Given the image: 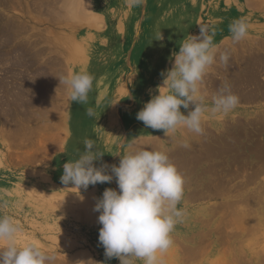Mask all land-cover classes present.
<instances>
[{
	"label": "rangeland",
	"instance_id": "1",
	"mask_svg": "<svg viewBox=\"0 0 264 264\" xmlns=\"http://www.w3.org/2000/svg\"><path fill=\"white\" fill-rule=\"evenodd\" d=\"M14 1H5L7 2L6 4H3V1L0 3V14L3 13L0 15V48L1 51L6 53L4 57L0 55V61L2 62H0V115H3L1 117L4 122L12 123V131H16L17 133L15 140H12L13 144L10 148L12 153L20 154L24 152L29 156L38 153L43 156V172L40 173L42 176L29 174L22 177L12 172L11 174L6 173L4 177V180H7L5 183L9 186L10 191H8V194L7 192L0 194V204L6 205V207L0 209V214L10 216L22 229L19 234V243H36L42 251L53 257L51 264H76L79 260L87 261L90 258L101 262V264H121L118 258L106 259L104 255L105 250L99 242V230L102 227L98 223V216L100 214L93 210V206L95 207L97 200L102 197L105 189L112 188L117 191L119 190L115 178L111 182L90 185L87 190L83 188L80 190L74 188L73 190V185H64L61 182L63 165L68 161L78 159L84 150L83 140L86 139L80 136V134L77 136L78 139L75 138L76 136L70 125L78 123L75 117L79 118L78 120L81 122L88 115L79 110L78 103L72 102L69 99L65 86L60 85L59 77L70 73L75 74L74 68L78 61L83 60L84 50L88 56L87 66H89V63H95L97 67H99L100 50H107L109 55L113 53L112 60L114 61V66L123 65L121 61L123 57L129 62L126 61L125 63L124 74H89L93 78L92 88L107 89L112 104L111 108L109 107V111H107L109 109L107 107H103V110L100 112L94 109L96 114L93 119L97 124L96 129L92 132L93 136L90 135V137H93L90 140L95 145L94 149L104 154L101 160L95 162L97 167L107 164L109 165L108 171L110 172V166L113 164L118 165L120 156L128 150L129 146H132L134 148L166 152L185 177V172L181 168L182 161L180 160L186 156L188 148L180 146L181 140L190 141L191 143L193 141L196 142L194 144L195 150L204 153L210 148L212 142L215 141L217 143V138L220 137L221 140H225V135L229 133V136H232L233 133L238 136V133L243 132V126L245 125L248 127L247 131L251 132V134L249 133L251 137L242 135L243 137L240 138L241 140L238 142V145L241 146L239 147V151H233V154L230 152L229 156L227 155V159L230 161L228 168L233 175L229 174L226 180H224V175H222L221 180L224 183L221 184V187H218L219 189L216 191L208 190L210 187L208 185L205 186L208 191L205 190L206 188L203 189V186H199V189H197L199 191H196L193 190L194 187L185 183L184 196L178 205V208L183 210L184 216L182 222L177 223L171 234L173 241L171 247L165 253L157 254L162 264H228L230 262V264H264V235L251 236L245 233L240 234V232L237 234L227 232H233L232 229L236 225L233 224L231 225L232 227L230 225L228 227V224H232L229 221L234 213L231 214L232 216L229 213V215L225 213L226 209L228 212L229 206H237L244 210L246 206L251 205V207H247V210H250V213H253L255 210L253 214L259 213L264 218V169L257 172H261L260 174L257 175L256 173L254 175L258 177L256 179L254 176H249L251 172L256 170V167L249 165L248 162L245 168L240 163L242 155L245 154L244 151L246 152L248 148L253 151L255 150L254 152L257 149H261L258 155L263 154L262 157L260 156L262 159L260 164H264V90L262 97L254 101L251 99L244 100V98H241L242 95L236 94L240 97L239 104L234 110L227 114L213 113L211 111L213 95L225 83L232 80L229 78L230 74H225L227 72L226 69L230 65L228 64L225 67L217 63L208 70L214 74H206L204 77L206 82L205 84L203 82L201 84V93L205 96V104L208 105V110L204 113L203 117V127L205 129L203 135H195L186 129H180L174 134H169V137H167L162 130L146 128L143 122L136 118V112H139L144 107V104L152 98V95L158 94L157 88L158 86H162L164 79L161 73L171 69L173 66V53L179 51V47L184 39L191 35H199L201 26H205L215 33L214 43L219 48L221 47L220 45L225 43L224 45H227V47L233 45L240 49L243 47L241 45L243 41L246 43L247 40L249 44H255L257 50L260 51L258 54L264 56V0H253L255 4H248L249 6L245 4V0H154V16L148 11L149 0H145L144 3L139 5L135 4L134 0H81V2L79 0L80 6L85 7V10L82 11L83 16L82 14L80 15L84 21H80L79 16L73 20L69 15L66 16V14H62L63 17L60 21L61 17L59 18L57 15L50 16L51 13H47L49 10L46 9L42 0ZM53 1L47 0L50 6L55 5ZM86 1L88 8L85 6ZM48 3L47 6H49ZM58 4L55 6L58 7ZM162 5L164 6L162 7ZM49 8L51 9V7ZM164 11L168 12V14L163 13ZM37 14H39V17ZM34 16L37 17L34 18ZM53 16L58 18L55 19ZM66 17L68 21H65L67 20ZM84 17H88L87 20ZM150 18H152V21L149 20ZM63 19L64 22H62ZM239 19H244L248 24V35L242 42L235 45L230 39L229 26ZM86 21L89 23L85 24ZM65 22L68 25H62ZM181 22H184V31L182 32L178 30L179 26L182 25ZM177 24L178 29L175 31ZM7 25L10 28H14L9 30L11 32V39L10 42L6 41L7 44H1L3 43L2 40L5 39V35L3 34H6L2 30L6 29ZM171 26L173 27L172 30ZM149 28H151L150 33H153L156 44V74L151 75L150 78L154 76L155 80H151V88L147 91L145 89L147 74H145L144 78L143 74H129L127 72L128 69L130 71L132 65L131 46L123 47L122 51V46L119 44H122V39L127 40L126 43L129 45L137 42L139 39H146ZM49 31H54V33ZM51 34L55 35L51 37ZM52 41L54 42L53 44ZM74 44L79 47H75ZM79 48L80 50H78ZM243 48H241V51ZM77 57L78 59H76ZM14 64H16L15 67ZM80 64L82 68H77L76 72L81 69L84 70L85 67L83 66L85 62L82 61ZM233 65L236 66L238 63L234 61ZM231 69H233V66ZM11 70L12 72H10ZM234 75L236 74H231V76ZM209 79H212V81ZM259 80L261 83H264V71L260 74ZM206 83L212 85L209 87ZM8 88H10V91L7 90ZM137 93L141 96L138 97ZM7 102L9 103L8 105L5 104ZM3 107L4 109H2ZM193 108L194 105L190 106V109L181 107V111L187 115L188 111ZM1 109L3 114L1 113ZM7 109L9 110L8 113L5 112ZM110 118L116 120L115 127L108 126L110 120H113ZM115 120L113 121L115 122ZM254 126L258 128V131L262 127L260 129L262 133L261 131V134L256 131L257 128ZM226 127H230V129H226ZM152 140L156 141L154 148L150 146ZM253 142L255 143L253 144ZM136 143L139 144L137 145ZM261 143L263 146H261ZM236 153L238 154L233 156ZM177 157L182 159L179 158L177 160ZM234 157L237 158V161L239 160L240 165L238 162L234 163ZM194 165L196 169L193 170L192 174L194 175L195 172L199 171L197 173L199 179L203 177L205 180L204 174L208 172L205 168L206 163L198 162ZM216 168L221 170L219 166ZM243 169L244 174L247 173L248 175L242 174L243 172L240 170ZM217 174L219 173L217 172ZM210 176L208 173L207 177L211 180L215 179V177L218 178L219 175ZM18 185H22L21 188ZM243 186H246V188ZM259 186H261L260 189ZM194 192L198 193L197 197H194ZM190 194H192L193 199L188 198ZM253 194L255 195L252 196ZM218 195L220 196L218 197ZM41 196L42 198L45 197L47 202L46 200L43 202ZM57 197L60 201L62 200L60 204L59 202L57 203ZM257 197L260 198V201L259 199L257 201ZM52 198L56 201H53L55 207L48 206L49 204L52 205ZM81 199H85L87 203L81 201ZM64 201L66 202L62 203ZM232 202L235 204L231 205ZM257 203L258 205H256ZM61 204L65 206V209H63L64 206ZM57 205H60L59 209ZM211 209L213 211H209ZM79 212L82 219L80 216H78L79 218L77 217ZM221 214L224 220L220 218ZM209 215L212 216L210 217ZM220 219L224 223L222 221L220 223ZM226 219L229 220L227 221ZM207 220H209V223ZM223 228L224 230H222ZM219 231L227 232L228 236L226 233L224 235V233ZM60 234L63 235L61 236ZM202 234L206 235L203 236ZM196 250H200L201 255H198L195 252ZM134 264H142V262L135 261Z\"/></svg>",
	"mask_w": 264,
	"mask_h": 264
},
{
	"label": "clouds",
	"instance_id": "2",
	"mask_svg": "<svg viewBox=\"0 0 264 264\" xmlns=\"http://www.w3.org/2000/svg\"><path fill=\"white\" fill-rule=\"evenodd\" d=\"M145 0H134L139 5ZM233 44L248 35V24L244 19L229 26ZM214 32L201 26L199 35L183 40L179 51L173 53V66L161 75L162 86L158 94L144 104L137 113V120L146 128L162 130L169 137L180 129L195 135H203L204 113L208 110L201 84L208 70L214 64L227 67L230 60L228 50L219 51L214 43ZM72 102L86 104L93 78L87 73L67 74L59 77ZM166 89V90H162ZM239 104V97L230 86L224 84L213 95L211 111L227 114ZM189 110L187 115L181 111ZM94 117L92 108L86 110ZM84 150L75 161L63 165L61 182L73 185L75 189L87 190L90 185L111 182L114 178L116 189L107 188L95 204L99 212V242L104 248L107 260L118 258L121 264H162L158 253H165L172 245L171 234L182 222L184 212L178 208L185 191V177L171 161L169 155L160 150H149L129 146L120 156L119 164L96 166L103 153L94 149L90 139L83 141ZM180 146L190 144L180 141ZM82 198V197H81ZM6 207L0 204V209ZM22 229L8 215L0 214V264H51L53 257L34 242L19 243ZM76 264H101L93 259L79 260Z\"/></svg>",
	"mask_w": 264,
	"mask_h": 264
},
{
	"label": "bare ground",
	"instance_id": "3",
	"mask_svg": "<svg viewBox=\"0 0 264 264\" xmlns=\"http://www.w3.org/2000/svg\"><path fill=\"white\" fill-rule=\"evenodd\" d=\"M4 2L3 4H6L7 2H5V1H9V0H0V3L1 2ZM15 1H17V0H15ZM14 1V2H15ZM38 1V0H37ZM52 1V0H51ZM153 1L154 0H149V3H148V11L150 12V14L152 15V16H154L155 15V12H154V7L155 6H153ZM165 1H168V0H165ZM172 1H174V0H172ZM42 2H44V5H45V7H46V9L47 10H53L52 8L50 9L49 7H50V4L47 2V0H42ZM50 2V1H49ZM54 2V4L55 5H57L58 3V5L59 6H61L60 7V12H56V13H53V12H55V10L54 11H51L52 12V14L50 15V16H52V15H57V16H59V18H60V21H61V19H62V17H63V13L64 12H66V13H64V14H66V16H70L73 20H75V18L77 17V16H79V18L81 19L82 18V16H83V14H82V11H84L85 10V7L83 8V6H80V2H81V0H80V2H79V0H54L53 1ZM52 2V3H53ZM245 2V4L246 5H248V4H253L254 2H253V0H245L244 1ZM13 3V2H12ZM47 3L49 4V6H47ZM51 3V2H50ZM83 3H84V1H83ZM86 4H85V6L87 7V1L85 2ZM43 4V3H42ZM62 4V5H61ZM255 4V3H254ZM253 4V5H254ZM1 5V4H0ZM42 6V5H41ZM58 6V7H59ZM164 5H162V7H163ZM249 6V5H248ZM43 7V6H42ZM54 8H56L55 6H53ZM57 7V8H58ZM81 7V8H80ZM251 7V6H250ZM88 8V7H87ZM157 8V7H156ZM176 8H179V7H176ZM175 8V9H176ZM44 9V8H43ZM59 9V8H58ZM157 9H160V8H157ZM113 10V9H112ZM45 11V10H44ZM135 11V10H134ZM139 11V10H138ZM33 12V11H32ZM35 12H37V11H35ZM46 12V11H45ZM51 12H49V13H51ZM148 12V13H149ZM6 13V12H5ZM93 13V12H92ZM163 13H166V14H168V12H166V11H164ZM1 14H3V13H1ZM0 14V15H1ZM43 14V13H42ZM82 14V16H80ZM30 15V14H29ZM35 15V14H34ZM87 15V14H86ZM93 15V14H92ZM91 15V16H92ZM149 15V14H148ZM32 16V15H31ZM37 16L39 17V14H37ZM37 16H34V18H36ZM65 16V15H64ZM85 16V15H84ZM55 19L56 18H58V17H56V16H53ZM69 17V18H70ZM130 17V16H129ZM32 18H33V16H32ZM41 18V17H40ZM42 18H43V15H42ZM86 17H84V19H85ZM88 18V17H87ZM87 18L85 19V20H87ZM132 18V17H131ZM139 18V17H138ZM175 18H176V16H175ZM39 19V18H38ZM51 19V18H50ZM66 19L67 20H65V21H68V18L66 17ZM101 19H102V17H101ZM10 20V19H9ZM35 20V19H34ZM71 20V19H70ZM150 21H152V18H150L149 19ZM40 21V20H39ZM52 21H53V19H52ZM55 22H56V20H54ZM77 21H79V20H77ZM80 21H84L83 19H81ZM107 21V20H106ZM120 21V20H119ZM140 21V20H139ZM150 21H148V22H150ZM21 22V21H20ZM38 22V21H37ZM62 22H64V19H63V21ZM12 23V22H11ZM57 23V22H56ZM60 23V22H59ZM70 23V22H69ZM87 23H89L88 21H86V23L85 24H87ZM140 24V23H139ZM180 24V23H179ZM181 24L182 25H180L179 26V29H178V24H177V26L175 27V31L178 29L179 31H184V29H183V25H184V22H181ZM9 26H12V25H10V24H8ZM6 26V29L4 28V30H2V32L4 31V32H6V34H3V33H1V34H3V35H5V39H3L2 41H3V43H1V44H5L6 43V41L7 42H10V39H11V32H9V30L11 29H14V28H10L9 26ZM21 25V24H20ZM62 25H68V23L67 22H65L64 24H62ZM175 25V24H174ZM174 25H172L173 27H174ZM14 26V25H13ZM16 26V25H15ZM134 26V25H133ZM171 26V30L173 29V27ZM22 27V26H21ZM104 27V26H103ZM147 27V26H146ZM151 27V26H150ZM102 28V27H101ZM121 28H122V26H121ZM17 29V28H16ZM151 28H149L148 29V31L150 30ZM186 29V28H185ZM7 30V31H6ZM61 30V29H60ZM189 30H191V29H189ZM145 31V30H144ZM147 31V32H148ZM1 32V31H0ZM49 32H51V31H49ZM63 32V31H62ZM61 32V33H62ZM51 33H54V31L53 32H51ZM106 33V32H105ZM50 34V33H49ZM64 34V33H63ZM14 35V34H13ZM52 35V34H51ZM55 35V34H54ZM54 35H52L51 37H53ZM146 35V34H145ZM188 35V34H187ZM58 36H60V35H58ZM57 36V37H58ZM62 36V35H61ZM50 37V38H51ZM126 37V36H125ZM137 37V36H136ZM228 37V36H227ZM59 38V37H58ZM40 39H42V38H40ZM49 39V38H48ZM140 40V39H139ZM152 40V39H151ZM56 41H57V39H56ZM56 41L54 40V42L56 43ZM76 41V40H75ZM126 41L127 40H123L122 39V44H119V45H126L127 43H126ZM227 41V40H226ZM12 42V41H11ZM14 42V41H13ZM53 41H52V44L54 43ZM242 42V41H241ZM72 43V42H71ZM78 43V42H77ZM146 43H148V42H146ZM145 43V44H146ZM7 44V43H6ZM12 44V43H11ZM223 44V43H222ZM225 44V43H224ZM220 45L221 47L219 48V46H217L218 47V50L219 51H224V50H228L229 52H230V60H229V65L231 66V68H232V66H233V69H231L230 68V66H229V68H227L226 70H227V72L225 73V74H230V76H229V78H231L232 80L230 81V82H227V83H225V84H227V85H229L230 86V89H231V91L232 92H237V93H235V94H237V95H242L241 96V98H244V100L245 99H247V100H255V99H257V98H260V97H262V92H263V90H264V83H261L260 82V80H259V76H260V74L264 71V56H262V55H260V54H258L260 51H258L257 50V47H255V44H249L248 42H247V40H246V43H244V41H243V43L241 44L243 47H241V48H243V50L241 51V48L240 49H238V47H237V49H236V47L235 46H228L227 47V45L225 46V45ZM51 45V44H50ZM75 45V44H74ZM80 45V44H79ZM235 45H237V44H235ZM57 46V45H56ZM152 46V45H151ZM239 46V45H238ZM3 47V46H2ZM75 47H79V46H77V45H75ZM230 47V48H229ZM240 47V46H239ZM53 48V47H52ZM55 48V47H54ZM20 49V48H19ZM22 49V48H21ZM59 49V48H58ZM133 49V48H132ZM154 49V48H153ZM167 49V48H166ZM259 49V48H258ZM67 50H68V48H67ZM67 50H65V51H67ZM75 50H77V48H75ZM78 50H80V48L78 49ZM120 50V49H119ZM238 50H240V51H238ZM259 50H261V49H259ZM16 51V50H15ZM138 51V50H137ZM168 51H169V49H168ZM18 52V51H17ZM68 52V51H67ZM79 52V51H78ZM77 52V53H78ZM19 53V52H18ZM119 53V52H118ZM0 55L2 56V57H4L5 55H6V53H4L3 51H1V48H0ZM8 55V54H7ZM24 55V54H23ZM38 55V54H37ZM54 55V54H53ZM71 55H72V53H71ZM22 56V55H21ZM20 56V57H21ZM110 56H112V59H113V53L110 55ZM166 56V55H165ZM17 57V56H16ZM27 57V56H26ZM25 57V58H26ZM169 57V56H168ZM15 58V57H14ZM119 58V57H118ZM117 58V59H118ZM18 59V58H17ZM23 59H24V57H23ZM22 59V60H23ZM76 59H78V57L76 58ZM112 59H110V58H108V61L110 62V65H113L114 66V61L112 60ZM133 59V58H132ZM153 59V58H152ZM167 59V58H166ZM146 60V59H145ZM163 60V59H162ZM12 61H13V59H12ZM82 61H84L85 62V64H84V66L83 67H85L86 65H87V61H88V56H87V52L84 50V55H83V60H80V61H78L77 62V64H76V66H75V72H76V69L77 68H82L81 66V62ZM166 61V60H165ZM164 61V62H165ZM234 61L235 62H237L238 63V65H233L234 64ZM1 62V61H0ZM14 63H15V61H13ZM21 62H23V61H21ZM127 62H129V61H127ZM2 63V62H1ZM55 63V62H54ZM17 64V63H16ZM16 64H14V67H15V65ZM20 64V63H19ZM90 64V63H89ZM129 64V63H128ZM163 64V63H162ZM228 66V65H227ZM21 67V66H20ZM116 66H114V68H115ZM19 68V67H18ZM117 68V67H116ZM138 67H136V69H137ZM11 69H12V67H11ZM85 69V68H84ZM132 69V68H131ZM143 69V68H142ZM105 70V69H104ZM116 71V70H115ZM114 71V72H115ZM219 71V70H218ZM223 71V70H222ZM221 71V72H222ZM6 72V71H5ZM7 72H8V69H7ZM10 72H12V70L10 71ZM15 72H17V71H15ZM78 72H80V73H83L84 72V70H79V71H77L76 73H78ZM106 72H109V71H106ZM105 72V73H106ZM114 72H112V73H114ZM209 72V71H208ZM9 73V72H8ZM14 73V72H13ZM115 73H117V72H115ZM156 73V72H155ZM223 73H224V71H223ZM98 74V73H97ZM213 74V73H212ZM231 74H236V75H234V76H231ZM92 76V75H91ZM97 76V75H96ZM95 76V77H96ZM211 76V75H210ZM105 77V76H104ZM154 77V76H153ZM212 77H214V76H212ZM211 77V78H212ZM233 77V78H232ZM112 78V77H111ZM110 78V79H111ZM213 79V78H212ZM212 79L210 80V81H212ZM4 80V79H3ZM108 80V79H107ZM113 81V80H112ZM115 82V81H114ZM205 82H206V79L204 78L203 79V84H205ZM208 83H209V81H207ZM226 82V81H225ZM8 83V82H7ZM207 84V83H206ZM209 87H210V85H212V84H207ZM206 85V86H207ZM111 87V86H110ZM112 87H113V85H112ZM119 87V86H118ZM212 87V86H211ZM2 88V87H1ZM4 88H5V86H4ZM102 88V87H101ZM143 88V87H142ZM10 88H8L7 90L8 91H10L9 90ZM6 90V89H5ZM6 90V91H7ZM4 91V90H3ZM13 91V90H12ZM8 93V92H7ZM16 93V92H15ZM38 93V92H37ZM215 93V92H214ZM0 94H1V92H0ZM5 94H6V92H5ZM138 94V93H137ZM139 95V94H138ZM2 96H3V94H2ZM10 96V95H9ZM8 96V97H9ZM17 96V95H16ZM111 96V95H110ZM141 96V95H140ZM240 97V96H239ZM0 98H1V95H0ZM8 99V98H7ZM1 100V99H0ZM4 100H5V97H4ZM3 100V101H4ZM243 100V101H244ZM3 101H1V102H3ZM6 101V100H5ZM10 101V100H9ZM5 104H9L8 102L7 103H5ZM111 106H112V104H111V98H109V93H108V90L107 89H98V88H91V90H90V92L88 93V101H87V103L86 104H80V103H78V107H79V110L82 112V113H85L86 114V110L88 109V108H92L93 109V111H94V109L97 111V112H100V111H102L103 110V107H107V108H111ZM110 108L107 110V111H109L110 110ZM2 109H4V107L2 108ZM2 109H1V113L3 114V112H2ZM136 111H138V110H136ZM5 112H9V110L7 109V111L5 110ZM4 112V113H5ZM77 113V112H76ZM136 113H138V112H136ZM96 114V113H95ZM134 114H135V112H134ZM1 116H3V115H0V121H3V118L1 117ZM5 118H6V116H5ZM94 117H89V116H87L85 119H83L81 122L78 120L79 118H76L75 117V120L76 121H78V123H74V124H72V125H70L71 126V129L74 131L73 133H74V135L76 136L75 138H77L78 139V137L77 136H79L78 134H80V136H82L83 138H86V139H91V138H93L92 136V132H93V130L94 129H96V122L94 121V119H93ZM96 118V117H95ZM107 118V117H106ZM110 119H113V120H115L114 118H110ZM113 120H110V124H108V126L110 125V126H112V127H115L116 126V120H115V122L113 121ZM4 122V121H3ZM6 122V121H5ZM240 122V121H239ZM238 122V123H239ZM252 122V121H251ZM253 123H255V122H253ZM241 124H242V121H241ZM251 126H253L251 123H249ZM239 125H240V123H239ZM243 125V124H242ZM250 125H248V126H250ZM57 126V125H56ZM109 126V127H110ZM239 127V126H238ZM254 127H256V126H254ZM52 128V127H51ZM228 127H226V129H227ZM243 132H240V133H238V136L235 134V133H233L232 134V136H229V134H226L225 135V140H221L220 139V137L219 138H217L216 139V137H215V139H216V141H217V143H215V141L214 142H212V140H211V144H210V148L209 149H207V151L206 152H204L203 150V152L204 153H200L199 151H196L195 149H196V147H194V144H196V142H190V141H187L189 144H190V147L187 149V153H186V156L185 157H183V159L182 158H180V157H177L178 159L177 160H179V158L180 159H182V160H180V161H182L181 163H182V166H181V168H182V171L183 172H185L184 173V175H185V181H186V184L187 185H189V186H192V187H194V189L193 190H196V191H199V190H197V189H199L198 187L199 186H203V189L204 188H206L205 186H212V188H208V190H214V191H216L217 189H219L218 187H221V184H223L224 182H222L223 180H221L222 179V175H224V180H226L227 178H228V176H229V174L231 175L232 173H230V170H229V165H230V161L227 159V157L229 156L228 154H230V152H232V154H233V151H239L240 150V148L239 147H241L240 145H238V142H239V140H241L240 138L241 137H243L242 135H246V136H249V137H251L250 135H249V133L251 134V132H248L247 131V125H245V126H243ZM257 128V127H256ZM262 127H260V129H261ZM228 129H230V127L228 128ZM259 129V131H258V128H257V130L256 131H258L259 133H260V130ZM53 130V129H52ZM250 131H251V129H249ZM254 130V129H253ZM263 130H264V128H263ZM230 131V130H229ZM232 131V130H231ZM234 131H236V130H234ZM248 132V133H247ZM209 133V132H208ZM207 133V134H208ZM212 133V132H211ZM237 133V132H236ZM261 133H262V131H261ZM260 133V134H261ZM99 134V133H98ZM223 134V133H222ZM254 134V133H253ZM258 134V133H257ZM56 135H57V132H56ZM90 135H92L91 137H90ZM235 135H236V137H235ZM255 135V134H254ZM259 135V134H258ZM63 136V135H62ZM82 137H80V138H82ZM200 137V136H199ZM208 137H209V135H208ZM254 137V136H253ZM79 138V139H80ZM245 138V137H244ZM70 139V138H69ZM199 139V138H198ZM206 139V138H205ZM214 139V138H213ZM251 139V138H250ZM196 140V139H195ZM249 140V139H248ZM84 141V140H83ZM158 141V140H157ZM159 141H160V139H159ZM78 142V141H77ZM141 142V141H140ZM139 142V143H140ZM138 143V144H139ZM155 143H156V141L155 140H152L151 141V143H150V146H153V148L155 147ZM219 143H220V145H219ZM255 142H253V144H254ZM73 144V143H72ZM77 144V143H76ZM137 144V143H136ZM137 144V145H138ZM198 144V143H197ZM216 144H218V145H216ZM242 144V143H241ZM246 144V143H245ZM71 145V144H70ZM78 145V144H77ZM199 145H202V144H199ZM204 145H206V144H204ZM95 146V145H94ZM134 146H136V145H134ZM243 146H244V144H243ZM260 146V145H259ZM261 146H263V144L261 143ZM71 147H73V145H71ZM199 147V146H198ZM206 147V146H205ZM76 148V147H75ZM193 148V149H192ZM207 148V147H206ZM205 148V149H206ZM258 148V147H257ZM264 148V147H263ZM201 149V148H200ZM101 150V149H100ZM102 150H103V148H102ZM198 150V149H197ZM261 150V149H260ZM259 149H257V151L256 152H254L253 150H250V149H248L247 148V150H246V152L244 151V155H242L241 157V159H240V163L242 164V165H244V167H245V165L249 162V165H252V166H255L256 167V170L255 171H253V172H251V175H249V176H251V177H253L254 175H256V173L257 172H259V171H261V170H263L264 169V164L263 165H261L260 164V161L262 160L261 159V157L263 156V154H259L258 155V153L259 152H261ZM263 151V150H262ZM243 152V151H242ZM11 153V152H10ZM24 153V152H23ZM23 153H22V155H23ZM9 154V153H8ZM238 153H236V154H234L233 156H235V155H237ZM242 154V153H241ZM241 154H239V155H241ZM3 155H5V154H3ZM18 155V154H17ZM194 155V156H193ZM228 155V156H227ZM174 156V155H173ZM177 156V155H176ZM261 156V157H260ZM5 157V156H4ZM10 157H12V154L10 155ZM18 157V156H17ZM23 157H25L24 155L23 156H21L20 158L23 160ZM27 157V156H26ZM175 157V156H174ZM3 158V157H2ZM12 158H14V157H12ZM27 158H29V156L27 157ZM26 158V159H27ZM79 158V157H78ZM230 158V157H229ZM235 158V157H234ZM233 158V159H234ZM238 158H240V157H238ZM172 159V158H171ZM175 159H176V157H175ZM237 158H235V160H234V163L236 162H238L237 160H236ZM12 160V159H11ZM17 160H20L19 158L17 159ZM21 160V161H22ZM29 160V159H28ZM32 160V159H31ZM25 161V160H24ZM27 161V160H26ZM173 161H175L174 159H173ZM10 162V161H9ZM30 162H32V161H30ZM198 162H203V163H206V166H205V168L207 169V173L206 174H204V176H205V180H204V178L202 177L201 179H199V175H197V173L199 172V171H197V172H195L194 173V175L192 174L193 173V170L194 169H196L194 166V164L195 163H198ZM180 163V162H179ZM2 164V163H1ZM0 164V165H1ZM174 164H176L175 162H174ZM201 164V163H200ZM238 164H239V162H238ZM237 164V165H238ZM196 165H198V164H196ZM240 165V164H239ZM248 165V164H247ZM2 166V165H1ZM201 166H202V164H201ZM220 167L221 168V170H218L216 167ZM234 166V165H233ZM180 167V166H179ZM198 167V166H197ZM232 167V166H231ZM235 167V166H234ZM237 167H239V166H237ZM243 167V168H244ZM247 167V166H246ZM245 167V168H246ZM249 167V166H248ZM204 168V167H203ZM219 168V169H220ZM242 168V167H241ZM244 168V169H245ZM202 169V168H201ZM205 169V170H206ZM244 169L243 170H240V171H244ZM248 169V168H247ZM202 171V170H201ZM229 171V172H228ZM248 171V170H247ZM250 171V170H249ZM217 172L219 173V174H217ZM232 172V171H231ZM234 172V171H233ZM239 172V171H238ZM204 173H205V171H204ZM210 174L211 176H213L214 174L215 175H219L218 176V178H216L215 177V179L213 178V179H208V177H207V174ZM261 173V172H260ZM260 173H257V175L258 174H260ZM30 174V173H29ZM242 174H244V172L242 173ZM241 174V175H242ZM247 174V173H246ZM246 174H244V175H246ZM38 175H41L42 176V174H38ZM214 175V176H215ZM233 175V174H232ZM231 175V176H232ZM238 175H240V174H238ZM244 175H242V176H244ZM248 175V174H247ZM32 176V175H31ZM210 176V177H211ZM213 176V177H214ZM200 177H201V175H200ZM241 177V176H240ZM255 178L257 177V176H254ZM57 178V177H56ZM236 178V177H235ZM244 178V177H243ZM247 178V177H246ZM258 178V177H257ZM256 178V179H257ZM40 179V178H39ZM43 179H46V178H43ZM231 179V178H230ZM245 179V178H244ZM248 180H249V178H248ZM251 180H253V178H251ZM48 182H49V180H48ZM232 182V181H231ZM246 182H247V179H246ZM249 182V181H248ZM253 182V181H252ZM254 183V182H253ZM227 184H229V183H227ZM242 184V183H241ZM250 184V183H249ZM263 184V183H262ZM261 184V185H262ZM245 185V184H244ZM18 186H20V188H21V186L22 185H18ZM225 186V185H224ZM241 186V185H240ZM248 186V185H247ZM263 186V185H262ZM230 188H231V186H229ZM239 187V186H238ZM243 187H245L246 188V186H243ZM260 187L261 186H259V189H260ZM17 188V187H16ZM229 189V188H228ZM237 189V188H236ZM27 190V189H26ZM73 190H74V188H73ZM205 190H207V188L205 189ZM207 190V191H208ZM260 191V190H259ZM258 191V192H259ZM228 192V191H227ZM236 192H239V191H236ZM246 192V191H245ZM261 192H263L262 190H261ZM260 192V193H261ZM33 193V192H32ZM235 193V192H234ZM241 193V192H240ZM7 194H8V192H7ZM31 194V193H30ZM194 194V197H197V195H198V193H196V192H194L193 193ZM199 194H201V193H199ZM220 194V193H219ZM222 194H223V192H222ZM222 194H221V196H222ZM250 194V193H249ZM42 195V194H41ZM227 195V194H226ZM239 195V194H238ZM255 194H253L252 196H254ZM12 196V195H11ZM40 196V195H39ZM46 196V195H45ZM215 196V195H214ZM216 196H217V194H216ZM220 195H218V197H219ZM237 196V195H236ZM250 196V195H249ZM248 196V197H249ZM251 196V197H252ZM258 196V195H257ZM264 196V195H263ZM71 197V196H70ZM69 197V198H70ZM259 197V196H258ZM257 197V201H258V199H259V201H260V198H258ZM41 198H42V196H41ZM40 198V199H41ZM45 198V197H44ZM44 198H42L43 199V202H45V200H46V198L44 199ZM64 198V197H63ZM188 198H190V199H193V196H192V194H190V195H188ZM208 198V197H207ZM210 198V197H209ZM250 198V197H249ZM255 198V197H254ZM253 198V199H254ZM26 199V198H25ZM37 199V198H36ZM48 199V198H47ZM53 200H52V205H48V206H52V207H55V205H54V202L53 201H55L54 200V198H52ZM57 199H58V197H57ZM74 199H75V197H74ZM79 199V198H78ZM199 199V198H198ZM49 200V199H48ZM64 200V199H63ZM66 200V199H65ZM49 201H51V200H49ZM62 201V200H61ZM61 201L58 199V201H57V203L59 202V204L61 203ZM70 201V200H69ZM68 201V202H69ZM76 201V200H75ZM74 201V202H75ZM81 201H85L86 203H87V201L85 200V199H81ZM189 201V200H188ZM195 201V200H194ZM238 201H240V200H238ZM250 201V200H249ZM249 201H246L247 203L249 202ZM261 201H262V199H261ZM46 202H47V200H46ZM56 202V201H55ZM66 201H64V202H62V203H65ZM73 202V203H74ZM76 202H78V201H76ZM236 202V201H235ZM243 202V201H242ZM245 202V203H246ZM255 202V201H254ZM49 203V202H48ZM47 203V204H48ZM72 203V204H73ZM79 203H80V201H79ZM90 203V202H89ZM239 203V202H238ZM245 203H244V206H245ZM246 203V204H247ZM250 203V202H249ZM259 203H261V202H259ZM42 204V203H41ZM71 204V206H73ZM78 204V203H77ZM231 204V203H230ZM235 203H233L232 202V204L231 205H234ZM241 204V203H240ZM62 205V204H61ZM84 205V204H83ZM185 205V204H184ZM237 205V204H236ZM256 205H258V203L256 204ZM62 206H64V205H62ZM75 206H77L76 204H75ZM74 206V207H75ZM78 206H81V205H78ZM84 206H86V205H84ZM89 206H91L90 204H89ZM223 206V205H222ZM239 206V205H238ZM242 206V205H241ZM59 207H60V205H57V208L59 209ZM228 207V206H227ZM247 207H251V205L250 206H246V209H240L239 207H237V206H229L228 207V212H227V209L225 210L226 212L225 213H227V215H231L232 213H234L233 214V216H232V218H230V223H232V224H228V227H229V225L231 226V225H236V227L235 228H233L232 230H233V232L232 231H227L228 229L226 228L227 226H226V224H225V226L226 227H224L225 229H227L226 231L227 232H231V234L233 233V234H237V233H239L240 232V234L241 233H245V234H248V235H251V236H259V235H264V218L262 217V216H260L259 215V213H256V215L255 214H253L254 212H255V210L253 211V213H250L247 209ZM68 208H69V205H68ZM67 208V209H68ZM82 208H84V207H82ZM93 208H94V206H93ZM223 208V207H222ZM237 208H238V210H237ZM245 208V207H244ZM254 208V207H253ZM56 209V208H55ZM63 209H65V206H64V208ZM70 209V208H69ZM68 209V210H69ZM217 209V208H216ZM230 209V210H229ZM94 210V209H93ZM253 210V209H252ZM251 210V211H252ZM48 211V210H47ZM46 211V212H47ZM76 211V210H75ZM79 211V210H78ZM81 211V210H80ZM209 211H213L212 209L211 210H209ZM220 211V210H219ZM224 211V210H223ZM222 211V212H223ZM214 212H216V210H214ZM76 213V212H75ZM78 213V212H77ZM210 213V212H209ZM217 213V212H216ZM215 213V214H216ZM229 213V214H228ZM100 214V213H99ZM218 214H220L219 212H218ZM224 214V213H223ZM70 215V214H69ZM214 215V214H213ZM78 216H80V212H79V215H77V217ZM210 217L212 216V215H209ZM216 216V215H215ZM230 216V217H231ZM79 218V217H78ZM80 218L82 219V217L80 216ZM220 218H222V220H224V218H223V216H222V214H221V217ZM212 220V219H211ZM210 220V221H211ZM221 219H220V223H221V221H222ZM227 220V219H226ZM229 220V219H228ZM227 220V221H228ZM209 220H207V222H208ZM219 221V220H218ZM204 222V221H203ZM229 222H226V223H229ZM209 223V222H208ZM211 223V222H210ZM218 223V222H217ZM216 223V224H217ZM222 223H224L223 221H222ZM206 225H207V223H205ZM203 225V224H202ZM209 225V224H208ZM223 225V224H222ZM218 227H219V225H217ZM218 227H216V228H218ZM232 227V226H231ZM234 227V226H233ZM219 228H221V227H219ZM224 228L222 229V230H224ZM215 229V228H214ZM213 230V229H212ZM209 232V231H208ZM207 232V233H208ZM210 232H211V230H210ZM219 232H222V233H224V235H225V233H226V235L228 236V234H227V232H223V231H219ZM206 233V234H207ZM206 234H202L203 236L204 235H206ZM216 234H218V233H216ZM230 234V233H229ZM61 235V234H60ZM63 235V234H62ZM61 235V236H62ZM201 235V236H202ZM220 235H221V233H220ZM233 236V235H232ZM235 236V235H234ZM238 236H239V234H238ZM67 242V241H66ZM68 244V243H67ZM199 245V244H198ZM201 249V248H200ZM196 253H198V255H201V251L200 250H196L195 251ZM194 252V253H195ZM186 253H188V252H186ZM200 253V254H199ZM189 254V253H188ZM193 254V253H192ZM191 254V255H192ZM79 255V254H78ZM171 255V254H170ZM190 255V254H189ZM188 255V256H189ZM196 255V254H195ZM75 257H77L76 255H75ZM195 257V256H194ZM197 257V256H196ZM78 258V257H77ZM74 260H75V258H73ZM182 259V258H181ZM190 259H191V256H190ZM76 261V260H75ZM231 263V262H230ZM230 263H228V264H230Z\"/></svg>",
	"mask_w": 264,
	"mask_h": 264
},
{
	"label": "crops",
	"instance_id": "4",
	"mask_svg": "<svg viewBox=\"0 0 264 264\" xmlns=\"http://www.w3.org/2000/svg\"><path fill=\"white\" fill-rule=\"evenodd\" d=\"M55 6V5H54ZM53 10L47 11V13L54 11L53 13H56L57 11L60 12V7L54 8L53 6H50ZM66 13V12H64ZM63 13V14H64ZM50 14V13H49ZM52 14V12H51ZM151 30L147 32V38L144 40H137V42L129 45H122V51L123 47L126 46L133 48L131 50V60L132 65L130 71L129 69L127 72L129 74H143L145 78V74H147V85L145 86V89L150 90L151 88V80H155V78H150L152 74H156V54H155V40L153 38V33H150ZM152 39V40H151ZM148 42V43H146ZM146 43V44H145ZM152 45V46H151ZM154 48V49H153ZM138 50V51H137ZM125 51V50H124ZM101 55L99 56V67L95 65V63H90L89 66H85L84 72L87 74H124L125 73V63L126 58L123 60L121 59L123 65H118L114 68L113 65H110V62L108 61V58L112 59V56L109 55V53L103 50H100ZM123 56V55H122ZM133 58V59H132ZM153 58V59H152ZM146 59V60H145ZM120 62V61H119ZM136 67H138L136 69ZM143 68V69H142ZM105 69V70H104ZM116 70V71H115ZM109 71V72H106ZM117 73H115V72ZM106 72V73H105ZM114 72V73H112ZM80 73V72H78ZM213 72H207L206 74H212ZM76 74V72H75ZM214 74V73H213ZM140 95H138L139 97ZM144 97V96H142ZM148 97H150L148 95ZM16 129V128H15ZM12 123L9 122H2L0 121V194L2 192H8L9 186L6 185L4 180L5 174L15 172L17 175L28 176L30 174L38 175L39 173L43 172V156L35 153V155L29 156L27 153H23L25 157H23V160L20 158L22 153H12L10 151V148L12 146V140H15L16 137V131H12ZM11 152V153H10ZM9 153V154H8ZM5 154V155H3ZM12 154V157L10 155ZM18 154V155H17ZM5 156V157H4ZM18 156V157H17ZM29 156V158L27 157ZM3 157V158H2ZM20 160H17V159ZM27 158V159H26ZM12 159V160H11ZM29 159V160H28ZM32 159V160H31ZM22 160V161H21ZM25 160V161H24ZM27 160V161H26ZM10 161V162H9ZM32 161V162H30ZM10 182V181H8Z\"/></svg>",
	"mask_w": 264,
	"mask_h": 264
}]
</instances>
